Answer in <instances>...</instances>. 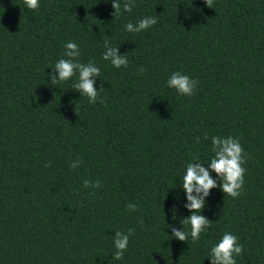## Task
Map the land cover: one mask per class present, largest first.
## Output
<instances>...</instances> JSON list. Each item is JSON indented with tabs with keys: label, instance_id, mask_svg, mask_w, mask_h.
Instances as JSON below:
<instances>
[{
	"label": "trees",
	"instance_id": "1",
	"mask_svg": "<svg viewBox=\"0 0 264 264\" xmlns=\"http://www.w3.org/2000/svg\"><path fill=\"white\" fill-rule=\"evenodd\" d=\"M0 264H264V0H0Z\"/></svg>",
	"mask_w": 264,
	"mask_h": 264
}]
</instances>
